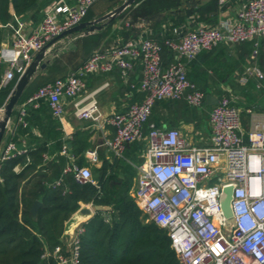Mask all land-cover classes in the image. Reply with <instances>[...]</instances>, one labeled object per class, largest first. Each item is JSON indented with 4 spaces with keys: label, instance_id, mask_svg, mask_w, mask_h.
I'll list each match as a JSON object with an SVG mask.
<instances>
[{
    "label": "built area",
    "instance_id": "1",
    "mask_svg": "<svg viewBox=\"0 0 264 264\" xmlns=\"http://www.w3.org/2000/svg\"><path fill=\"white\" fill-rule=\"evenodd\" d=\"M96 1L52 0L43 18L29 31L24 30V22L18 21L12 40L0 45V65L5 67L0 87L23 74L34 55L54 37L84 21ZM144 24L139 22L137 26ZM262 36L264 0H247L234 19H224L213 26L200 23L189 27L179 41L167 38L161 42L139 34L123 43L98 47L77 71L46 82L29 95L18 107L17 120L25 124L29 108L38 107L43 100L53 115L62 119V97L66 96L73 100L77 117L91 120L102 130L114 128L113 138L105 140L114 155L123 156L128 143L146 136L148 145L144 161L137 166L133 196L151 220L167 229L180 264H264V120L253 124L246 140L239 107L234 98L223 96L210 110L212 133L207 144L198 145L179 128L158 126L153 121L145 133L158 100L185 98L195 107L205 104L206 93L188 76V66L181 57L192 60L218 44ZM163 45L176 53L168 66L163 65ZM138 59L143 65L140 87L145 92L141 102L132 103L125 111L105 114L95 96L83 95L88 74L118 68L127 77ZM250 75L264 78L257 64L246 67L243 79L246 81ZM3 108L0 106V114ZM13 133L9 131L0 146V170L3 161L28 153V147L12 138ZM61 154L68 157L63 174H71L77 183H95L91 168L78 163L67 142ZM86 154L90 160H98L96 149ZM15 168L20 170L18 165ZM61 183L59 178L53 185ZM228 183L235 185L232 209L236 223L230 235L224 231L220 202L222 189ZM83 230L81 224L72 238L45 251L43 257H53L55 264H81Z\"/></svg>",
    "mask_w": 264,
    "mask_h": 264
},
{
    "label": "trees",
    "instance_id": "2",
    "mask_svg": "<svg viewBox=\"0 0 264 264\" xmlns=\"http://www.w3.org/2000/svg\"><path fill=\"white\" fill-rule=\"evenodd\" d=\"M40 1L0 0V45L4 41L7 24L13 22L16 16L26 17L29 9ZM51 1L44 0L46 4ZM237 1L242 0H228L227 3H222L220 0L206 2L136 0L116 19L105 23L100 31L84 35V38L88 39L86 44L90 43V47L77 60L63 67L61 64L64 62L63 57L61 55L56 57L54 63L57 64V70L63 73L59 78L65 77L64 74L68 70L80 64L91 50L116 44L113 39L121 37L122 40L117 43H123L139 34L154 35V38L161 42L167 38L173 39L170 32L176 27L185 31L201 22L210 26L215 25L219 12L225 9L228 3ZM122 2L123 0H108L102 8L94 9L91 6L84 20L99 17ZM127 21L129 25H126ZM139 22L147 23L145 27L150 26L151 29L147 31L144 26L138 27ZM170 48L163 45V61L165 57L167 58L165 66L175 60ZM218 50L220 52H217L224 55L227 48L221 46ZM206 52L210 51L203 50L199 55ZM228 64L230 61L219 60L221 67ZM4 70L5 67L0 65V84ZM214 71L220 80H225L234 68L228 69L226 74H222L219 69ZM188 76L190 77L189 70ZM17 78L18 74L0 87V104L8 98ZM192 80L194 81L193 78ZM246 88L248 89V91L245 90L246 101L251 103L254 101L251 89L259 88L257 81L248 79ZM28 95L30 93L27 90L18 103H21ZM235 104L238 106L237 102ZM46 106L51 110L48 102ZM206 107L212 108L210 105ZM241 113L244 117L245 111ZM16 114L17 110L14 109L12 115L16 116ZM152 121L160 126L153 111L146 123L145 133L148 132V125ZM247 123L248 121L246 125ZM12 138L20 143L16 134ZM63 142V140H57L55 149L60 151ZM87 147L74 141L73 148L70 150L75 155H79L80 165H87L84 158ZM53 151L49 149L48 142L43 141L36 149H30L27 154L2 162L0 264H55L53 257H43V254L45 251H52L63 242L65 222L79 208L80 202L109 206L97 209L94 217L83 223L84 230L80 234L81 264H180L178 253L172 246L167 229L151 220L131 193L137 169L129 162L131 157L125 150L123 156L116 157L113 162L106 159L100 166L93 167L95 183H77L71 174H63L67 158L59 156V151L52 159L45 160L44 153L53 154ZM18 164L22 165L20 170L15 168ZM59 178H62V183L53 185ZM35 200L42 201L36 219L30 212V207Z\"/></svg>",
    "mask_w": 264,
    "mask_h": 264
},
{
    "label": "crops",
    "instance_id": "3",
    "mask_svg": "<svg viewBox=\"0 0 264 264\" xmlns=\"http://www.w3.org/2000/svg\"><path fill=\"white\" fill-rule=\"evenodd\" d=\"M201 1L206 2L208 0ZM245 1L247 0L228 3V6L221 10L217 15L216 24H219L221 20L224 19H234L237 11L241 8ZM220 2L227 3L228 0H220ZM46 6V2L41 0L37 5L29 9L26 17L20 18L16 16L13 22L7 24L5 38L1 44L9 43L12 40L15 28L18 25V21L24 22V30L26 31L34 28L40 21L41 15L44 13ZM12 12L14 13L13 9ZM145 25H147V23L144 24L145 30L148 31L151 29L150 26L145 27ZM183 31L184 30L181 28L176 27L175 29L171 30L170 35L174 40L179 41ZM78 32L85 33V30ZM66 37L67 39H70L73 37V33L56 40L48 47L47 55L44 59L48 60L46 67L38 69L37 73L25 89V91L28 90L30 95L32 94L31 92L35 91L40 85L55 78H59L63 74L61 72L59 73L57 70V64H55L54 61L56 57L60 56V51L63 50L62 48H64V45L57 48L56 45L60 42V45H62ZM148 37L154 38V35H150ZM263 39L264 36L258 39L246 40L233 44L221 43L210 49V52H206L201 55L198 53L196 57L193 58L194 60L192 59L193 61L181 57V59L185 61L188 66L190 78L194 79L197 87L203 90L206 93V96L207 94H211L220 99L223 96H228L226 94H230L229 96L236 100L240 111H245L244 117L241 113V121L242 133L246 140L248 132L252 128L253 124L256 121L264 120V78L259 79L255 75H250L245 81L243 76L246 75V68L243 70V64L245 56L247 54L249 55L250 51L252 58H257L259 56L258 48L261 40ZM121 40V37L113 39L115 43L120 42ZM256 41H258V45H256ZM234 45L236 46L235 48ZM249 45L252 46V50L250 49ZM221 46L227 48L226 54L224 55L219 53L220 51L218 49ZM246 46H249V48H246ZM243 47L246 49L243 50ZM255 49H257V52L254 54ZM93 50H91L90 53ZM170 51L171 54L175 56L176 53L172 48H170ZM166 59L167 58L165 57L163 61L164 66L166 65ZM83 60L75 68L68 70L64 76L66 77L77 71L85 61ZM219 60L230 61V64H228V66L221 67L219 66ZM230 68H234V71L227 75L225 80H220L214 71L215 69H219L222 74H226L227 70ZM142 69L143 65L141 60L138 59L135 61L134 68L130 71L127 77L123 76L118 68H114L111 71L92 72L87 75V85L83 95L92 94L95 96L99 102L101 110L105 114L125 111L132 103L141 102L145 96V92L140 87ZM248 79H251L255 82L257 81V86L260 84L258 89H251L252 93L254 94V101L251 103L246 101L245 96V90L248 91L246 88ZM26 98L21 103H23ZM62 100L65 107V113L62 119H57L55 116H53L51 110L46 106L47 101L44 100L41 101L38 107L31 106L29 108L28 115L26 116V118H29L26 119L25 124H22L17 120L18 107L21 104L17 103L16 107L14 108L17 110V114L16 116L12 115V121L7 128V134H5L6 136L4 138L9 135V131L14 130L13 135L16 134V138L18 139V142H20L18 144L28 147V152L30 149H36L43 141H47L49 149L52 151L54 150V153H44L46 161L52 159L57 154V151H59L55 149L57 140L60 139L64 142H67L69 150L73 148L74 141H76L79 145L88 146L86 151L89 149L97 150V161L90 160L86 154V151L84 153L87 166H89L91 170L94 166H100L106 159L113 162L116 157H120L114 155L113 152L105 145L106 138H113L114 136L113 127L107 126L106 129L102 130L96 125H93L91 120L77 117L74 113L73 100L66 96H63ZM6 101L3 104H0V106H3ZM208 105L212 107L214 104H207V101H205V104L202 107H195L190 105L185 98L162 99L155 104L153 112L157 116L160 126L177 127L190 141H193L198 145H204L210 142L212 133L210 124L211 108H207L206 106ZM246 121H248L247 125ZM147 145L148 141L146 136L126 145L125 151L127 152L128 156L131 157H128L131 159L129 162L136 169L137 166L144 161ZM58 154H60L59 156L66 157L68 161V157L64 154H61V150L58 152ZM72 154L78 161L79 155H75L74 153ZM18 166L19 168L22 167V165L19 164ZM66 238H68V236Z\"/></svg>",
    "mask_w": 264,
    "mask_h": 264
},
{
    "label": "water",
    "instance_id": "4",
    "mask_svg": "<svg viewBox=\"0 0 264 264\" xmlns=\"http://www.w3.org/2000/svg\"><path fill=\"white\" fill-rule=\"evenodd\" d=\"M136 0H123V2L111 9L110 11L106 12L105 14L96 17L91 20H84L73 26L61 34L54 37L48 44H46L41 50H39L33 57L31 63L25 70L23 74H21L16 83L14 88L4 104V108L2 113L0 114V146L4 140L7 128L9 127L10 122L12 121V114L13 110L16 107L19 99L21 98L22 94L24 93L27 85L35 76L39 68H45L48 60H44L47 55L48 47L55 42L56 40L74 33L78 31L85 30V33L95 32L103 28L104 24L110 21H113L118 16H120L127 7L133 4ZM44 60V61H43ZM207 104H215L219 102V99L211 94H207L206 96ZM234 184L228 183L224 185L220 197L221 207L224 215L225 220V233L230 235L233 226L236 223V218L232 209V199L234 196ZM42 205V201L35 200L30 207V212L33 215V218L36 219L38 216V211L40 206ZM109 206H101V205H92L86 202H80V206L77 210H75L70 218L65 222V228L62 235V240H64L67 236L72 238L75 230L83 223L87 222L89 219L94 217L97 209L101 208H108Z\"/></svg>",
    "mask_w": 264,
    "mask_h": 264
},
{
    "label": "rangeland",
    "instance_id": "5",
    "mask_svg": "<svg viewBox=\"0 0 264 264\" xmlns=\"http://www.w3.org/2000/svg\"><path fill=\"white\" fill-rule=\"evenodd\" d=\"M107 3H108V0H98L92 5V7H94V9L102 8ZM86 34L87 33H81V32L73 33V37H71L70 39H67V37H66L64 39V41H63L64 43H62V45H60L61 42L57 43L56 48L64 45V48H62L63 50L60 51V55L64 59V62L61 63L63 65V67H66L67 64L77 60L80 57V55L82 53H84V51H86L90 47V45H89L90 43L86 44V42H87L86 40H88V39L84 38V35H86ZM249 46H250V49L252 50V46L251 45H249ZM249 46H246V48H249ZM235 47L236 46L234 45V48ZM246 48H244L243 50H245ZM258 49H259V56L257 58H252V56L250 54L251 51H250L249 55L247 54L245 56V60H244V64H243V70L247 66L257 63V65H259L264 72V39L261 40ZM234 102L236 103L235 99H234ZM92 172H93V168H92ZM136 176H137V173L133 179L134 182H133V186H132V190H131L132 195H133L135 187H136V179H135Z\"/></svg>",
    "mask_w": 264,
    "mask_h": 264
}]
</instances>
